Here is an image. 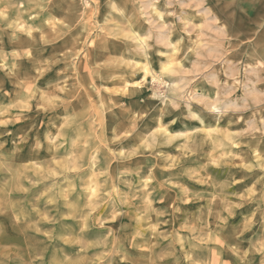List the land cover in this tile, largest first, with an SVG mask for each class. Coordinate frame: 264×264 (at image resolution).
Returning <instances> with one entry per match:
<instances>
[{
    "label": "rangeland",
    "instance_id": "obj_1",
    "mask_svg": "<svg viewBox=\"0 0 264 264\" xmlns=\"http://www.w3.org/2000/svg\"><path fill=\"white\" fill-rule=\"evenodd\" d=\"M197 1L0 0V264H264V0Z\"/></svg>",
    "mask_w": 264,
    "mask_h": 264
},
{
    "label": "bare ground",
    "instance_id": "obj_2",
    "mask_svg": "<svg viewBox=\"0 0 264 264\" xmlns=\"http://www.w3.org/2000/svg\"><path fill=\"white\" fill-rule=\"evenodd\" d=\"M136 1H138V0H136ZM199 1V0H198ZM197 1V2H198ZM199 3V2H198ZM204 3V2H203ZM199 5V4H198ZM197 6V5H196ZM142 7V6H141ZM141 10H142V8H141ZM146 10H148V9H146ZM146 10H144L145 12H146ZM156 12H157V10H156ZM147 13V12H146ZM196 13L197 14H200V17H199V20L198 21H204L205 22V19L207 18V17H209V15H210V10H209V8L208 7H206V6H203V7H201V9H199V6H198V9H197V7H196ZM148 14V13H147ZM140 15L141 16H143V15H145V13L144 12H141L140 13ZM158 16V18H163L162 17V15H160V14H158L157 15ZM148 18H149V16H147ZM151 19V18H150ZM149 19V20H150ZM208 19V18H207ZM206 19V20H207ZM211 19V18H210ZM210 19H208V22H209V20ZM213 19V18H212ZM211 19V20H212ZM215 19V18H214ZM213 19V20H214ZM145 21H149V20H146V19H144ZM152 21H155V20H152ZM203 22V23H204ZM207 22V21H206ZM149 24H150V22H148ZM154 23V22H153ZM155 24V23H154ZM153 24V25H154ZM208 24V23H207ZM161 25V24H160ZM210 25H211V23H210ZM209 25V26H210ZM162 26V25H161ZM164 27V26H163ZM166 27H167V25H166ZM200 27V26H199ZM153 28V27H152ZM156 28V27H155ZM162 28V27H161ZM160 28V29H161ZM203 28H205V27H203ZM163 29V28H162ZM200 29V28H199ZM156 30V29H155ZM203 30V29H202ZM218 30V29H217ZM220 30V29H219ZM154 31V30H153ZM170 31V30H169ZM201 31V29L200 30H198L197 31V34H196V36L198 35L199 36V34L201 33L200 32ZM204 31V30H203ZM202 31V32H203ZM148 32V31H147ZM150 32V31H149ZM163 32V31H162ZM205 32V31H204ZM218 32H220V31H218ZM136 33H137V31L135 30V29H133V34L134 35H136ZM161 33V32H160ZM186 33V30H183V34H185ZM148 34V33H147ZM203 34H205V33H203ZM203 34H201V35H203ZM200 35V36H201ZM200 36H199V39L201 40V38H200ZM205 35H203V37H204ZM154 37V36H153ZM202 37V38H203ZM151 38V37H150ZM174 41L175 40H171V38L168 36V35H166V36H164L162 39H161V43H163L164 45H163V47H165V48H167L168 46H170V45H173V43H174ZM201 41H203V40H201ZM139 42H141L140 40H139ZM142 43V42H141ZM160 43V44H161ZM140 46H141V44H140ZM143 49V48H142ZM196 54V53H195ZM198 55V54H197ZM197 58V57H196ZM192 62H190V60H189V64L191 65V63H193V60H191ZM195 61V60H194ZM189 65V66H190ZM188 66V65H187ZM192 66V65H191ZM141 69L143 70V72L145 73V74H148V73H150V70H149V68L147 67V66H145V65H143V66H141ZM245 71V70H244ZM221 110V109H220ZM215 111H219V108H215ZM138 134H141L140 132H138Z\"/></svg>",
    "mask_w": 264,
    "mask_h": 264
}]
</instances>
